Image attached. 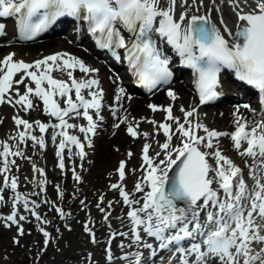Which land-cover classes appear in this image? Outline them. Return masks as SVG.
Segmentation results:
<instances>
[{"label":"snow or ice","instance_id":"obj_1","mask_svg":"<svg viewBox=\"0 0 264 264\" xmlns=\"http://www.w3.org/2000/svg\"><path fill=\"white\" fill-rule=\"evenodd\" d=\"M222 2L234 17L231 26L222 15L218 21L214 20L213 12L223 11L217 0H208L207 3L205 0H0V18L16 17L15 28L22 40H32L61 17L83 21L97 48L112 52L124 50L128 71L149 92L172 79L171 60L166 55L170 49L180 58L183 67L192 70L193 85L201 105L220 95L218 89L222 85L219 78L224 69L230 70L236 80L260 94L261 114L255 124L249 127L245 118L234 114L236 128L232 133L209 129L199 121L194 123L191 118L196 115L195 107L185 109L181 106V120L173 114L171 106L161 109L148 105L154 113L164 112L166 122L157 124L154 120L148 121L157 133L163 132L165 139L162 143L156 141L158 150H153L154 155L150 154V143L143 145L141 167L144 171L142 178L134 185L135 192L143 193V196L130 199V193L125 191L123 183L111 185V189L119 192L123 204L129 208L127 217L132 240L129 247L137 246V251L124 253L120 257L126 264H145L140 248L148 250L149 258L156 257L161 251H170L173 258L178 256L179 264H264V234H261L264 232V0ZM209 3L212 7H209ZM201 8L204 14H199ZM3 30L4 25L0 24V32ZM13 57L14 54L10 53L0 60V105H19L27 112L36 107L33 98L42 101L44 114L59 123L45 124L40 120L33 123L42 134L49 127L59 129L53 133L52 141L56 143L57 137L62 138L56 146L55 155L58 158L57 167L63 172L66 147L74 145L76 155L81 160L86 155L84 144L75 135H69L67 130L79 127L88 140L89 134H95L97 128L90 110H94V115L102 119L103 90L100 81L88 78L98 69L87 66L67 52H58L34 63L14 60ZM116 59L119 60V55ZM77 70L83 74V78L74 76ZM53 72L66 74L68 81L54 77ZM18 73L22 75L14 79ZM26 78L35 88L28 85ZM20 84L24 85L25 91L20 93L17 89L15 94L18 98L13 100L10 92L14 85ZM85 90L91 99L86 98ZM123 95L124 89L119 88L117 99ZM167 95L172 101L178 99L172 90ZM112 111L115 115L118 109ZM80 116L87 121L86 127L65 119ZM13 119L18 127L22 125L24 128L13 139H18L20 143L31 140L44 149L43 135H31L32 123L18 117ZM139 123L136 121L134 126L127 116H122L114 127L127 124L126 131L130 137L136 139L143 135L148 139L147 133L137 132ZM201 131L204 135H199ZM222 136H230L233 148L241 157L252 158V165L245 162L249 168V178L253 181L251 187L247 185L242 169L223 154L219 145ZM173 137L178 144L174 143ZM245 144L247 147H244ZM68 151L71 153L70 147ZM132 155L128 153L129 158ZM9 156H23V153L11 151L6 143L0 151V158H3V166L0 167L3 187H10L15 193L13 211L3 219L5 227L16 225L18 235L23 236L25 232L20 222L27 217L19 215L17 219L16 211L21 202L24 210L30 212L40 224H47L48 221L36 211L40 207L38 203L17 192V178L7 175L10 171ZM117 171L123 182L126 177L124 161L120 162ZM33 172L44 175L43 169H37L35 165ZM73 179L81 182L80 175L74 169ZM44 183L46 181L39 182L41 191H44ZM57 193L63 199L64 194L58 185ZM103 202L104 197L101 196L96 205L101 212H105L101 207ZM52 206L62 219L65 218L67 214L60 207L54 203ZM108 207H112L111 201ZM108 215L105 213V221ZM39 231L45 238L46 248L49 233L43 228ZM84 231L93 244L98 243L88 224L84 225ZM141 233L152 238L155 246L145 242ZM116 234L110 233L112 237ZM118 234L129 235L125 232ZM111 242V239L107 241L109 245ZM13 243L18 244L19 241L14 238ZM253 244L262 246L257 251ZM120 247L123 250L125 246L121 244ZM105 253L111 264L113 254L110 247L105 249Z\"/></svg>","mask_w":264,"mask_h":264},{"label":"bare ground","instance_id":"obj_2","mask_svg":"<svg viewBox=\"0 0 264 264\" xmlns=\"http://www.w3.org/2000/svg\"><path fill=\"white\" fill-rule=\"evenodd\" d=\"M207 3L208 0H205ZM221 4L223 9L222 13L213 12L214 20H219L222 15L224 20L232 25L234 20L233 15L229 12V9L224 6L222 0H217ZM209 7H212L209 3ZM199 14H204V9L201 8ZM9 22L4 24V30L0 33L4 37L0 38V60H2L8 53L14 54V60H23L26 63H34L36 60H40L42 57L53 55L58 52H67L72 56L81 59L87 66L98 69L91 77L100 81V88L103 90V98L101 100L102 108L100 109V117L94 115V110H90V114H93V119L97 122V128L95 134H89V139L84 138V133L79 131V127L68 129L70 134H76L82 144H84V152L86 153L83 160L76 155V151L69 145L65 148L63 153L65 169L62 172L58 167V158L55 155L56 146L59 143L61 137H57L56 143L52 141V135L56 129L49 127L43 134L40 133L39 128L33 123L35 120H40L45 124H56L58 122L51 121L48 115H45L43 108L38 100L34 99L36 107L29 111H24L19 105L13 106V104L5 103L0 105V151H2V145L8 144L10 150L15 152L17 150L23 153V156H9L7 159L10 162V171L7 173L9 177H16L18 180L17 192L25 194L30 201H34L40 205L36 211L40 216L48 221L47 224H40L31 214L23 208L22 202L17 205L16 211L19 215L27 217L25 221H21L20 224L24 228L25 234L19 236L16 225H10L5 227V220L3 217L8 216L13 211V193L10 187H3V176L0 175V196L3 210L9 208L7 214H4L0 221V264H9L12 261L11 255L13 252H21V256H25L27 253L33 254L37 247L41 246V242L44 241V236L40 228H43L49 233V245L45 248L44 242L42 243V251L34 260H37L35 264H109L106 259L105 249L110 247L113 254V260L111 264H126L125 261H120V254L133 253L137 251V246L132 244L131 234L129 232L130 220L127 217L129 211L128 206L123 204L122 198L117 190L111 189V185L114 183H123L125 191L130 193V199L133 196L136 199H140L143 193H136L134 190L135 182L142 178L144 169L142 165V148L145 143H150V154L154 155L153 150H158L156 143L159 140L161 143L165 137L163 132L157 133L154 130L152 124L148 123L150 120H154L157 124L166 122L164 120L165 113L162 111L152 112L148 105H156L159 108H166L171 106L173 108V114L177 117L183 118V113L180 112V107L185 109L191 107L196 108V115L191 119L195 123L199 121L206 127L218 132L231 133L236 128L235 118L239 115L245 118L249 122V127L255 124L256 119L252 113V110L256 106L252 105L250 109L239 107L238 111L235 107H197V102L193 95L188 81L174 82L175 84L167 89H163L159 94L153 96L151 99H144L137 96H132L133 91L130 87L124 85L129 84L120 73H109L106 66L102 62L94 59L86 50L73 45L67 37L75 32L74 29L66 31L65 36L52 38L49 40L39 41L37 43L28 44H16L10 42L11 29ZM68 32V33H67ZM55 77L68 81L66 74L60 72H53ZM21 73L14 79H19ZM74 76L83 78V74L78 70L74 72ZM220 87L221 93H224L227 100H231L235 94H238V86L236 83L233 85L227 80H223L220 75ZM27 81V78H26ZM28 85L35 88L34 84L27 81ZM70 83V81H69ZM119 88L124 89V95L118 100L117 93ZM20 93L25 91L23 84L14 85L13 90L10 92L13 100L18 97L15 94L16 90ZM172 90L176 93L178 99L172 101L167 92ZM86 98L87 91H84ZM74 98V93H72ZM248 97L250 92L246 94ZM238 96V95H237ZM247 97V98H248ZM59 100V97H56ZM229 102V101H227ZM253 104L255 101L252 102ZM63 106V104H62ZM118 109L115 113L117 119L113 120V111ZM82 111V109H81ZM73 116L75 114H72ZM127 116L128 120L133 123L139 121L138 133H147L148 139H145L143 135L133 139L127 134V124H122L120 128H115L114 125L119 122V117ZM14 117L24 119L33 124L31 135L40 137L43 135L45 141L44 149L39 147V144H33L31 140H25L24 143H20L18 137L20 131H24L23 126L16 127L14 123ZM252 118V120L250 119ZM6 119V122H4ZM68 119L69 123L78 126H87V122L83 117H77L75 119ZM171 123V121H167ZM199 135H204L201 131ZM174 143L179 142L173 137ZM219 145L223 154L234 161L242 169L244 179L249 187L253 185V181L249 178V168L245 166V162L248 165H252V158L247 156L241 157L236 150L232 149V144L228 136H222L219 138ZM71 148V153L68 148ZM133 155L129 158L128 153ZM113 159H116L114 164L105 171H100L103 165H109ZM2 160L0 158V167H2ZM15 161V163H11ZM124 161L126 165V177L123 182L119 179L120 162ZM33 165L37 169H43L44 175L41 176L39 172H33ZM73 169L80 175L81 182L77 183L73 179ZM40 181H46L43 184L44 191L40 190ZM57 185L63 192V199H61L57 193ZM101 196L104 197V202L101 207L105 209V212H101L97 208V203L100 202ZM45 201H51L52 203H46ZM81 201L84 203L81 204ZM112 202V207H108V202ZM142 202V201H141ZM53 203L60 207L67 215L65 218H61L56 213ZM31 207V204L29 205ZM139 207V205H134ZM105 213L108 215V220H104ZM88 224L89 228L95 233V237L98 243L93 244L91 238L84 231V225ZM70 229V230H69ZM129 233L128 236H120L118 233ZM110 233H117L114 237ZM261 234H264L262 232ZM143 240L148 243H155L152 238L147 237L141 233ZM19 241L18 244L13 243V239ZM111 239V245L107 241ZM125 247L123 250L120 245ZM262 245L253 244V247L258 251ZM139 251L144 253V261L148 259V250L140 248ZM19 255V256H20ZM28 255V254H27ZM10 256V257H9ZM31 259V258H30ZM191 259V258H190ZM32 262V260H30ZM45 262V263H44ZM166 264V263H163ZM175 264H179L178 257L175 259Z\"/></svg>","mask_w":264,"mask_h":264},{"label":"rangeland","instance_id":"obj_3","mask_svg":"<svg viewBox=\"0 0 264 264\" xmlns=\"http://www.w3.org/2000/svg\"><path fill=\"white\" fill-rule=\"evenodd\" d=\"M1 119H2V117L0 116V120ZM115 160L116 159H113V161L108 166L107 165H103L100 168V171L102 172V171H105L108 168H110L114 164ZM5 211L8 213L9 208H6ZM43 242L44 241L41 242V246L37 247L36 250L33 252V254L27 253L28 255L26 254L25 256L22 257L20 255L21 252L14 251L13 252L14 255H11L12 261H10L9 264H35L37 262V260H34L35 259L34 257H37L41 253V251H42V243ZM30 260H32V262H30Z\"/></svg>","mask_w":264,"mask_h":264}]
</instances>
